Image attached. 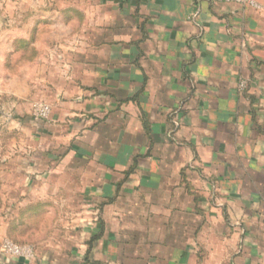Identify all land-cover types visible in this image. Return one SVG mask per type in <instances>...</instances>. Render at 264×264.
I'll return each mask as SVG.
<instances>
[{"label": "crops", "instance_id": "0c3cea01", "mask_svg": "<svg viewBox=\"0 0 264 264\" xmlns=\"http://www.w3.org/2000/svg\"><path fill=\"white\" fill-rule=\"evenodd\" d=\"M49 1L33 17L80 22L50 29L34 94L0 105L7 130L31 129L2 160L0 191L23 212L0 245L35 230L33 211L70 213L31 239L33 259L0 250V264H264V0ZM15 14L10 53L44 28Z\"/></svg>", "mask_w": 264, "mask_h": 264}, {"label": "rangeland", "instance_id": "374dc122", "mask_svg": "<svg viewBox=\"0 0 264 264\" xmlns=\"http://www.w3.org/2000/svg\"><path fill=\"white\" fill-rule=\"evenodd\" d=\"M52 4H53L52 1H49L47 3L46 0H17L14 1L13 5H11L7 3V0H0V28L5 27L4 23H6V17H5L6 14H10L14 12L16 13L14 15L15 17L19 16L18 19H16V21L15 19L13 20L14 23L12 26L16 27V29H20L21 27H25V26H31L34 28L44 27L39 34L34 35V31L27 34L29 40L27 41L28 43L24 46L20 45L21 43H19V41H14L13 42L14 49L13 52L11 53L10 51H6L4 48L1 49V45H0V105L1 106L5 102H7L6 99L8 97L5 95L7 91L10 94H18L21 92L24 93L23 95H25L26 97H29L30 95L34 94L36 88L35 78L38 72V67L36 63L37 60L43 57V55L46 54V52L48 51L46 46L51 42L50 29L64 28L66 25L67 27L70 26L71 28L75 29V27L78 26L80 20H74V19L70 20L68 18H62V19L52 18L49 19V21H46L40 19L37 20V18L33 17V15L40 13V10L41 11L49 10ZM10 19L9 18L7 19V25H9V23L11 22ZM25 36H22L23 40H25L24 39ZM2 37L3 36H0V38ZM40 39L43 40L42 47L37 49L35 46L31 45V41H34L36 43L38 40L40 41ZM22 73L23 76H25V81L22 78ZM6 78H10L12 80L10 82H6L5 81ZM8 123L9 121L6 119L5 115L4 116L0 115V173H3L5 170H9V166H4V165L1 166V164L3 163L2 160H8V161L15 160L16 157L22 155L23 152L22 147H18L14 144H24L26 140H28L27 142H29L30 139L29 132L27 131V130H31L30 127H28L25 130V132H18L14 130V134H13L11 132L12 125L10 129L8 130L6 129ZM11 167L13 169L17 167L16 161H12ZM1 179H0V185H1ZM1 187H4V185ZM2 190L0 191V224L2 219L4 220L7 219L5 217L6 215L10 214L12 215L11 217L18 218L22 215L23 212L18 210V208L21 205H19L18 203L15 204V202H18V200L15 199H18L20 196L3 194ZM65 197H62V200H64ZM11 204H13L14 206H12ZM9 206H10V210H9ZM69 213L70 212L69 211L67 212L66 210H61V211L48 210V211H44L41 215H39L40 213L37 212L34 213V211L31 212L25 217L24 220L35 221L37 226L35 230H33L32 228L33 231L31 230L27 232H18L17 230H15L14 233H16L18 237H22V238H18V240H21L18 243L22 245H29L33 248L35 243L32 242V240L35 239L37 240V238L39 240L40 238L46 237L48 231H50V229L52 230L53 223H55L56 220L58 221L59 218L63 219L61 218L63 214L68 215ZM28 239H30V241ZM32 243L34 244L32 245Z\"/></svg>", "mask_w": 264, "mask_h": 264}, {"label": "built area", "instance_id": "2783aa9c", "mask_svg": "<svg viewBox=\"0 0 264 264\" xmlns=\"http://www.w3.org/2000/svg\"><path fill=\"white\" fill-rule=\"evenodd\" d=\"M217 3L234 4L238 6H247L253 9H260V6L255 0H210ZM244 84L241 83V87ZM51 107L49 104L44 102H37L33 105V118L37 121H44L50 117ZM0 250L4 256L8 258H15L17 260L29 261L33 259L34 251L29 245H22L14 243L8 239L1 242Z\"/></svg>", "mask_w": 264, "mask_h": 264}, {"label": "trees", "instance_id": "16d2710c", "mask_svg": "<svg viewBox=\"0 0 264 264\" xmlns=\"http://www.w3.org/2000/svg\"><path fill=\"white\" fill-rule=\"evenodd\" d=\"M19 43H21L20 41H19ZM21 45V44H20ZM14 243H17V244H19L18 242H16V241H14V240H12Z\"/></svg>", "mask_w": 264, "mask_h": 264}]
</instances>
